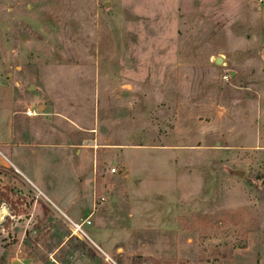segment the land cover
I'll return each mask as SVG.
<instances>
[{
    "label": "rangeland",
    "instance_id": "rangeland-1",
    "mask_svg": "<svg viewBox=\"0 0 264 264\" xmlns=\"http://www.w3.org/2000/svg\"><path fill=\"white\" fill-rule=\"evenodd\" d=\"M0 76V264H264L257 0H0Z\"/></svg>",
    "mask_w": 264,
    "mask_h": 264
},
{
    "label": "crops",
    "instance_id": "crops-1",
    "mask_svg": "<svg viewBox=\"0 0 264 264\" xmlns=\"http://www.w3.org/2000/svg\"><path fill=\"white\" fill-rule=\"evenodd\" d=\"M257 6L264 34V0H257ZM16 114L13 89L4 84L0 76V166H7L9 153L19 146L15 140Z\"/></svg>",
    "mask_w": 264,
    "mask_h": 264
},
{
    "label": "built area",
    "instance_id": "built-area-1",
    "mask_svg": "<svg viewBox=\"0 0 264 264\" xmlns=\"http://www.w3.org/2000/svg\"><path fill=\"white\" fill-rule=\"evenodd\" d=\"M111 171L116 172V168L113 167L111 169ZM91 216H92V214H89L84 219L78 221V220H74V219L65 215L64 220H65L66 226L69 230V236L70 237H75L79 240H82L85 242H90L93 245L97 246L96 243L91 238L89 232H88V229L93 225ZM103 255H104V258H105L107 263H109V264L114 263V261L111 259V257L107 253L103 252Z\"/></svg>",
    "mask_w": 264,
    "mask_h": 264
},
{
    "label": "water",
    "instance_id": "water-1",
    "mask_svg": "<svg viewBox=\"0 0 264 264\" xmlns=\"http://www.w3.org/2000/svg\"><path fill=\"white\" fill-rule=\"evenodd\" d=\"M109 3H107L106 5H108ZM216 63L217 64H222L223 63V58L222 57H218L217 59H216ZM239 175H242V172L241 171H238L237 172Z\"/></svg>",
    "mask_w": 264,
    "mask_h": 264
},
{
    "label": "bare ground",
    "instance_id": "bare-ground-1",
    "mask_svg": "<svg viewBox=\"0 0 264 264\" xmlns=\"http://www.w3.org/2000/svg\"><path fill=\"white\" fill-rule=\"evenodd\" d=\"M0 214H1V216H4L7 214L6 211L4 210V208L0 209Z\"/></svg>",
    "mask_w": 264,
    "mask_h": 264
},
{
    "label": "trees",
    "instance_id": "trees-1",
    "mask_svg": "<svg viewBox=\"0 0 264 264\" xmlns=\"http://www.w3.org/2000/svg\"><path fill=\"white\" fill-rule=\"evenodd\" d=\"M64 262H66V261H64Z\"/></svg>",
    "mask_w": 264,
    "mask_h": 264
}]
</instances>
